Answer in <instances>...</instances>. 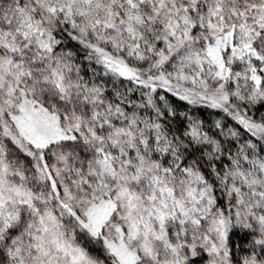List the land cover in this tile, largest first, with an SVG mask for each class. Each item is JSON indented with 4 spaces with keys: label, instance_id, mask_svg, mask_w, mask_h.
Here are the masks:
<instances>
[{
    "label": "snow or ice",
    "instance_id": "obj_1",
    "mask_svg": "<svg viewBox=\"0 0 264 264\" xmlns=\"http://www.w3.org/2000/svg\"><path fill=\"white\" fill-rule=\"evenodd\" d=\"M0 264H264V0H0Z\"/></svg>",
    "mask_w": 264,
    "mask_h": 264
}]
</instances>
